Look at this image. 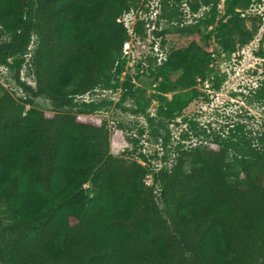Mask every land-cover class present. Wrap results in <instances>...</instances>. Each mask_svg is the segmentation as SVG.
<instances>
[{"label": "trees", "instance_id": "trees-1", "mask_svg": "<svg viewBox=\"0 0 264 264\" xmlns=\"http://www.w3.org/2000/svg\"><path fill=\"white\" fill-rule=\"evenodd\" d=\"M182 1L161 0V34L193 30L181 24ZM139 2L0 0V65L23 92L0 84V264H264V121L199 128L202 139L178 142L148 183L143 163L111 151L108 121L93 114L105 101L77 102L115 87L130 38L122 16ZM251 2L226 0L214 28L225 43L253 35ZM208 60L192 40L162 70L191 83ZM25 63L33 85L21 79ZM252 98L264 107V79Z\"/></svg>", "mask_w": 264, "mask_h": 264}, {"label": "rangeland", "instance_id": "rangeland-1", "mask_svg": "<svg viewBox=\"0 0 264 264\" xmlns=\"http://www.w3.org/2000/svg\"><path fill=\"white\" fill-rule=\"evenodd\" d=\"M197 1L183 0L180 5L181 24L190 25L191 32L161 34L169 25L160 14L161 0H140L122 16L130 38L114 71L115 87H99L77 98L78 103L105 101L93 114L108 121L111 151L143 163L148 183L157 168L172 163L178 142L189 145L202 139L196 135L199 128L224 131L238 120L253 126L264 121L262 103L252 98V91L264 79V0H252L244 11L246 26L253 29V35L249 39L233 36L228 43L214 30L218 20L228 17L226 0L210 6H198ZM192 40L209 54V60L201 74L187 83L178 73L162 69L171 50ZM35 45L34 36L27 57ZM20 76L34 84L27 63L21 67ZM0 84L17 97L23 95L13 72L3 65ZM34 101L42 109L53 107L44 96ZM0 215H6L3 205Z\"/></svg>", "mask_w": 264, "mask_h": 264}]
</instances>
